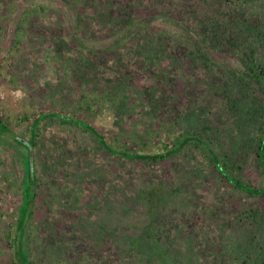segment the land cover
Masks as SVG:
<instances>
[{
  "label": "rangeland",
  "instance_id": "obj_1",
  "mask_svg": "<svg viewBox=\"0 0 264 264\" xmlns=\"http://www.w3.org/2000/svg\"><path fill=\"white\" fill-rule=\"evenodd\" d=\"M207 7L200 0H0V116L28 139L34 118L58 112L39 123L32 148L40 179L32 207L35 263L217 264L226 221L248 208L264 213V195L215 179L198 150L149 163L123 159L70 118L135 152L143 138L150 151L171 144L166 130L179 110L190 112L186 128L202 129V112L220 133L215 148L242 161L246 181H262L256 149L244 144L248 130L224 105L221 80L191 55L198 44L210 61L238 65L188 27L212 12ZM85 92L107 103L103 112L86 114L84 104L78 110ZM19 151L12 135L0 134V264L13 259L5 231L20 205ZM135 184L140 192L132 193ZM111 206L122 213L103 223Z\"/></svg>",
  "mask_w": 264,
  "mask_h": 264
},
{
  "label": "trees",
  "instance_id": "obj_2",
  "mask_svg": "<svg viewBox=\"0 0 264 264\" xmlns=\"http://www.w3.org/2000/svg\"><path fill=\"white\" fill-rule=\"evenodd\" d=\"M200 1L206 3L212 12L204 11L200 14L201 17L195 18L197 23L194 26L198 28L187 21L185 23H188V27L199 37V40L207 41L212 48L221 49L235 57L238 65L226 68L217 62L210 61L200 53L198 44L191 50V55L193 59H197L199 54L201 59L199 61H202L208 70H214L216 72L214 75L218 80H221L224 105L229 108V113L236 116L235 124L248 130V133L245 134L244 144L249 148L255 147L262 175H264V0ZM126 21V25H131L130 17ZM80 96L81 100L77 107L78 110H81L84 104L83 110L86 114L101 113L106 107L107 103L99 100L96 93L88 95L85 92ZM112 104L114 103L112 102ZM112 106H116V103ZM189 113L185 110L173 113V123L169 125L165 136L172 141L171 144H162L159 149L150 151L148 150L150 140L143 138L137 146L139 151L135 152L115 144L119 140L116 136L107 139L95 124H89L86 120L73 116L70 118L72 117L71 120L77 126L89 130L95 136L102 150L121 156L123 159L149 163L163 161L168 157L175 158L179 152L184 155H193L196 153L195 150H198L204 158L210 161L209 167H213L215 179L248 195H264V179L254 183L246 181L243 175L244 164L242 161L227 149L215 148L220 133L218 128L210 126V121L204 113L198 112L197 114V118L203 124L202 129L195 131L186 128L185 115L189 116ZM56 114L58 112L43 113L34 118L28 139L14 135L9 128L8 118L5 120L0 116V134L12 135V139L24 148V151H19L17 154L19 158L16 155L20 159L19 167L23 171L20 205L17 215L9 217L10 228L5 231L6 244L12 249V264L45 263L42 260L40 263H35L32 260L35 259V255L30 247L34 226L32 207L40 186V179L36 175L37 170L34 166L32 148L36 145L35 137L39 123L48 117L55 119ZM27 118L28 116L24 115L22 120ZM24 161L26 169H24ZM197 171L195 172L196 176L199 175ZM159 183L162 184V180ZM150 186H154L153 183ZM138 187H140L138 184L132 185V193L134 191L137 193L136 188L140 192ZM109 208V211L104 208L103 214L100 216L103 223L111 216L122 213L115 207ZM221 236L219 240L221 250L217 253V264H253L255 261L264 264V213L260 210L248 208L235 214L226 221V229ZM52 237L55 235L52 234L47 239L49 245L55 244ZM58 246L64 248L61 243ZM37 249L38 253L42 251L40 248Z\"/></svg>",
  "mask_w": 264,
  "mask_h": 264
}]
</instances>
